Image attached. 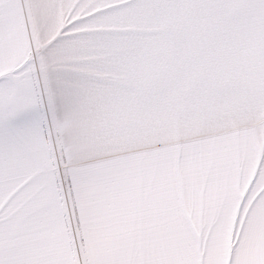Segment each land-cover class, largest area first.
Segmentation results:
<instances>
[{
  "label": "snow or ice",
  "instance_id": "snow-or-ice-1",
  "mask_svg": "<svg viewBox=\"0 0 264 264\" xmlns=\"http://www.w3.org/2000/svg\"><path fill=\"white\" fill-rule=\"evenodd\" d=\"M0 264H264V0H0Z\"/></svg>",
  "mask_w": 264,
  "mask_h": 264
}]
</instances>
